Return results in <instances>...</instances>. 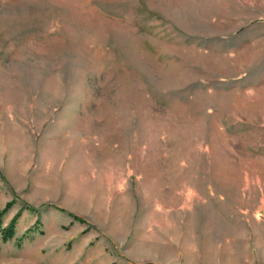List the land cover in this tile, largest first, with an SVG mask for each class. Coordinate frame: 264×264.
Listing matches in <instances>:
<instances>
[{
    "label": "rangeland",
    "instance_id": "374dc122",
    "mask_svg": "<svg viewBox=\"0 0 264 264\" xmlns=\"http://www.w3.org/2000/svg\"><path fill=\"white\" fill-rule=\"evenodd\" d=\"M0 264H264V0H0Z\"/></svg>",
    "mask_w": 264,
    "mask_h": 264
},
{
    "label": "trees",
    "instance_id": "16d2710c",
    "mask_svg": "<svg viewBox=\"0 0 264 264\" xmlns=\"http://www.w3.org/2000/svg\"><path fill=\"white\" fill-rule=\"evenodd\" d=\"M3 232H4V236L6 238H10V237H13L15 235V229L14 228L5 229V230H3Z\"/></svg>",
    "mask_w": 264,
    "mask_h": 264
}]
</instances>
